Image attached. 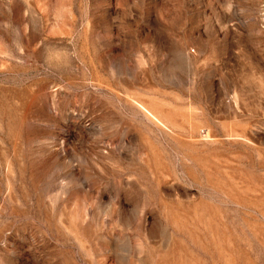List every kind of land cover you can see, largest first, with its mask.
Returning <instances> with one entry per match:
<instances>
[{
  "label": "rangeland",
  "instance_id": "374dc122",
  "mask_svg": "<svg viewBox=\"0 0 264 264\" xmlns=\"http://www.w3.org/2000/svg\"><path fill=\"white\" fill-rule=\"evenodd\" d=\"M0 264H264V0H0Z\"/></svg>",
  "mask_w": 264,
  "mask_h": 264
}]
</instances>
